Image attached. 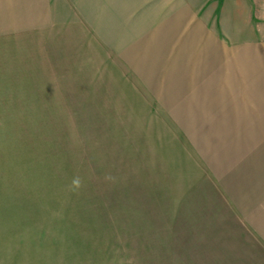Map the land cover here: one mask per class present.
<instances>
[{
  "label": "rangeland",
  "instance_id": "obj_1",
  "mask_svg": "<svg viewBox=\"0 0 264 264\" xmlns=\"http://www.w3.org/2000/svg\"><path fill=\"white\" fill-rule=\"evenodd\" d=\"M52 45L31 42L24 53L0 42V264H232L237 243L230 228L208 234L201 222L206 196L190 185L199 170L166 109L222 137L225 151L241 146L222 184L244 206L264 199V102H254L256 115L244 103L190 102L193 125L187 102H152L148 90L133 98L119 75L89 72L86 57L45 76L38 54ZM77 66L85 76L71 74Z\"/></svg>",
  "mask_w": 264,
  "mask_h": 264
},
{
  "label": "crops",
  "instance_id": "obj_2",
  "mask_svg": "<svg viewBox=\"0 0 264 264\" xmlns=\"http://www.w3.org/2000/svg\"><path fill=\"white\" fill-rule=\"evenodd\" d=\"M252 11L259 12V28L250 24ZM262 15L264 2L258 0H0V42L24 53L32 51L31 42L52 43L55 51L38 54L49 63V71H43L48 77L60 73L62 60L70 57L79 65L86 57L89 72L107 82L119 75L120 84L129 85L123 89L135 92L133 98L148 90L152 102H187L183 116L194 125L190 102L232 103L233 109L244 103L254 114V102H264ZM75 69L72 75L85 76L82 68ZM167 105L166 118L172 123L173 116L179 131L173 138L199 170L190 185L206 196L198 210L208 234L221 236L230 228L237 243L232 264H264V199L242 206L222 184L225 172L239 166L241 146L225 151L222 137L202 132V126L192 131Z\"/></svg>",
  "mask_w": 264,
  "mask_h": 264
},
{
  "label": "clouds",
  "instance_id": "obj_3",
  "mask_svg": "<svg viewBox=\"0 0 264 264\" xmlns=\"http://www.w3.org/2000/svg\"><path fill=\"white\" fill-rule=\"evenodd\" d=\"M107 180L113 179L111 176H106L105 177ZM83 186V182L79 176L74 177L72 180V185H71V190L72 191H79L81 187Z\"/></svg>",
  "mask_w": 264,
  "mask_h": 264
}]
</instances>
